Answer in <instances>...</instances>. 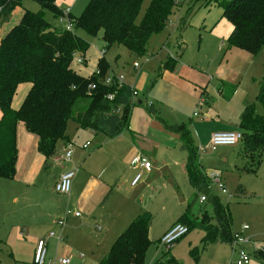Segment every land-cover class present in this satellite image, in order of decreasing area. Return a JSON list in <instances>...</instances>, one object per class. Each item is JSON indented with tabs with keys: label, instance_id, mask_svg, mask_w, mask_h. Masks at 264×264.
Returning a JSON list of instances; mask_svg holds the SVG:
<instances>
[{
	"label": "rangeland",
	"instance_id": "1",
	"mask_svg": "<svg viewBox=\"0 0 264 264\" xmlns=\"http://www.w3.org/2000/svg\"><path fill=\"white\" fill-rule=\"evenodd\" d=\"M83 1L76 2L72 8V16L80 15L82 9L80 12L77 9ZM150 1L142 0L135 23L140 22ZM188 2L189 0H175L169 22L162 31L150 36L146 52L141 57L121 45H112L105 50L101 30L95 34H88L80 28L73 29L72 26V29L89 44L85 54L91 57L98 53L103 54L110 65V75L113 73L115 76L123 75L125 80L130 81L134 78L140 93L136 98L142 100L139 105L136 102L133 106L135 109L144 108L149 114L145 106L153 103L160 108V116L168 124H184L189 130L192 122L200 120L210 122L208 125L217 123L219 126L220 124L233 126L231 123L238 122L246 101L254 104L256 112L263 113V106L253 100V97L264 75V44L256 54H249L237 48L229 49L226 40L232 31V25L223 16L222 8L217 4L199 7L188 17L185 28L181 31L176 30V23L184 16L190 5ZM19 7L32 12L40 10L39 4L34 0H22ZM42 12L52 27L61 29L67 22V19L60 21L58 17H53L48 10ZM85 54L81 56L76 53L74 61L77 62L78 59L84 61ZM169 57L177 59L175 69L183 67L180 73H195L201 78H206V82L209 80L204 101L198 100V97L194 100L189 96L185 91L189 90L186 85L188 83L184 82L182 77L168 76L162 79L168 70L162 69L161 65ZM134 62L139 64V67L134 68L137 72L133 70ZM95 69L96 67L91 72ZM218 72L227 73L229 78L223 80L220 85L222 95L210 86L215 82L214 75ZM157 116L156 112L153 119L160 123L162 133L156 135L155 140L166 139L167 135L174 137L175 133L165 129ZM90 132L88 128H81L74 119L67 121L65 135L72 142V146L78 147L73 146V149H76L74 153L88 154L93 148L98 147L89 137ZM87 140L91 146H88V149L79 148ZM62 149L58 148L56 156ZM178 149H181V145ZM178 149L173 151L162 147L157 150L153 145L151 152H146L149 157L145 156V159L150 164L149 171L155 169V186L144 187L139 181L140 176L138 180L140 183L132 193L136 197L139 194L135 198V206L143 208L142 210L147 209L150 213L148 237L151 243L146 250L143 264H154L158 257L168 255L178 264H235L236 253L229 244L214 243L202 249L200 240L204 232L197 226L190 227L169 250L160 243L164 229L179 220L182 214L179 212L183 211L184 202L192 199L195 193V188L187 178L184 177L183 180L177 177L175 169L170 166L171 160L174 157L178 158L177 153H183L184 157L186 155L184 151ZM199 149V161L204 174L210 170H218L221 173L226 193H222L215 186L210 190L212 194L218 196L220 203L229 212L231 231H238L242 225L246 226L243 235L249 239V243L244 244V248L249 252V264H260L253 256V251L264 249V182L260 177V171L264 174V166L260 168L261 170L258 167L254 173L243 171L241 167L247 164V160L243 158L239 144L212 147L208 143ZM51 163L50 168H53L56 161ZM3 188L4 185L0 184V264H32L36 239L44 237L51 231L55 233V238L62 236L65 239L64 243L66 242V247L70 251L66 254L71 255V264H101L110 242V239L100 240L99 233L105 231L104 225L101 223L81 225L80 229H78L80 225H72L73 220L70 219L72 215L66 214V211L74 210L65 209L66 196L53 190L52 177L38 183V189L32 194L31 203L26 202L24 194L19 192L22 200L17 207L11 205L7 198H2L5 197L7 190ZM196 207L195 204L192 211H196ZM207 210L211 213L210 208ZM58 219H64L62 226L55 225ZM97 226L100 227V231ZM50 243L48 246L50 253H47V257L54 254L62 255L58 254L55 242L50 240ZM194 252H197V256Z\"/></svg>",
	"mask_w": 264,
	"mask_h": 264
},
{
	"label": "trees",
	"instance_id": "2",
	"mask_svg": "<svg viewBox=\"0 0 264 264\" xmlns=\"http://www.w3.org/2000/svg\"><path fill=\"white\" fill-rule=\"evenodd\" d=\"M22 0H0V25L9 20L12 11L21 6ZM40 10L24 9L19 21L10 28L0 41V177L11 179L15 174L17 159L16 127L21 122L27 132L34 134L37 151L45 157V165L55 154L57 143L67 141L66 124L74 119L81 128L95 134L102 133L114 138L129 129L132 107L131 85L127 83H104L110 71L104 56L99 58L95 71L83 76L71 68L74 56H84L89 44L76 32L82 29L88 34L102 32L104 49L112 45L124 46L136 56L146 52L152 34L163 30L172 14L175 0H151L140 22L135 23L142 0H88L80 15L66 17L73 29L52 27L44 18L43 10L60 18L63 11L56 0H34ZM187 10L176 23V30L185 28L187 19L199 7L217 4L223 16L231 23L227 47L256 54L264 44V0H189ZM176 58H167L161 68L173 71ZM30 84L17 109L12 100L17 87ZM112 94V98L108 95ZM255 100L263 106V113L256 112L254 104H247L239 118V141L243 158L242 168L255 172L264 154V75L260 80ZM147 112L159 117V108L146 104ZM169 131L179 134L181 149L187 153L185 171L195 188L176 223L197 226L204 236L202 249L209 244H232L229 212L211 193L209 182L200 165L197 146L189 127L184 124H166ZM71 144V143H70ZM200 194L206 200L198 201ZM197 205L200 214L192 209ZM210 206L211 213L204 207ZM150 213L144 211L136 216L116 237L101 264H143L150 245L148 224ZM197 256V252H194ZM253 256L264 262V249L253 251ZM154 264H178L171 256L158 257Z\"/></svg>",
	"mask_w": 264,
	"mask_h": 264
},
{
	"label": "crops",
	"instance_id": "3",
	"mask_svg": "<svg viewBox=\"0 0 264 264\" xmlns=\"http://www.w3.org/2000/svg\"><path fill=\"white\" fill-rule=\"evenodd\" d=\"M77 1L78 0H56V5L63 12L66 11L67 14L72 15V8H74ZM86 1L88 2V0H84L80 4L81 6H79L77 9L78 12H80L81 9L83 10L84 6L86 5L84 3ZM23 11L24 9L21 7H16L12 11L9 20L0 25V41L10 30V28L19 21ZM100 54L98 53L95 57H91L86 53L84 61L80 64L73 60L71 63V68L83 76H88L92 73V69L97 66V62L102 56V53ZM182 68L183 67L181 66L173 71H166L164 73L165 77L162 76V79L167 78L168 76H173L176 78L182 77L183 81L188 83L186 85L189 87V90L186 89L185 91H187L189 96L194 100L196 97H198V100L204 101L205 94H207L206 90L209 86V80L206 82V78H201L195 73L182 74L180 73ZM133 70L135 71L136 69L133 68ZM172 73L174 75H172ZM109 74L110 73H108V75ZM112 75L115 74L113 73ZM214 76L216 77L215 82H213V84L210 86L213 89L215 88L216 92L220 94V85L222 84L223 80H229V78L227 77V73L221 72H218L217 75ZM132 80L130 81L127 79L125 82L129 85H132L134 89H136V97H138L139 90L135 85L134 80ZM29 88L30 84L28 83L20 84L17 87L11 104L12 108L17 109L19 107ZM255 95L253 100H255ZM139 100L140 103H138ZM135 101L137 102V105L141 104L142 102L140 98H135ZM249 103L252 102H244L242 111ZM207 111L205 112L209 113ZM242 111L239 114V118ZM160 113L161 111H159V117H157V119L161 120L163 126L165 127V123H168L162 119ZM148 115L149 114L146 113L144 108L135 109V107H132L129 118V129L127 131L122 132L120 135L114 138H108L102 133L95 134L89 129L91 131V136L89 135V137L95 143V146L98 145V147L95 149L93 148V150L91 152L89 151L88 154H82V152L76 154L74 153V150L76 149H73L70 161L60 160L58 163H54V160L52 159L56 158V152L58 151V148L62 149L67 143L72 144L68 137L67 141H59L57 143L56 152L46 164V167H44L45 157L37 151V137L34 134L27 132L24 125L19 122L16 127L17 159L15 163V174L11 179L0 177V184L4 185V188L7 189L6 194L4 195L5 197L2 198H7L11 205L17 207L21 204L20 201L22 198H20L21 196L19 194V192H21L24 194L25 201H29L31 203L32 194H34L35 190L38 189V183H40L41 180L44 181L45 178L52 177L54 190V183L58 175L65 170L76 168L77 171L72 179L71 191L69 194L65 195V209H73L74 211L80 213L77 217L70 216V219L73 220L72 225H80L78 229L81 228V225H94L98 223L104 225L105 231L103 233L100 232L99 234L100 240L110 239V242L106 248L107 253L113 241L127 227V225L136 216L143 213L144 211H148L147 209L142 210L143 208H138V206H135V198H137L139 194H137L138 196L136 197V195H132V193L135 190L136 185L141 182L144 187L155 186V169L147 172L142 168L133 167L131 165V160L139 155L143 156L144 158L145 156L146 158L149 157L146 152H151L153 145L157 150L165 147L173 149V151H176V149H178V147L181 145L179 134L175 132L174 137L167 135L166 139L160 138V140H155L154 137L156 135L159 136L162 133V129L159 125L160 123L158 124V121L155 118L153 119V116L150 117V115ZM216 115L218 116V113ZM1 116L2 114L0 111V118ZM239 118L237 123H231L233 126H223L221 124L219 126L217 123L216 125H208L210 122L207 123L203 122L202 120L198 122H192L190 124V131L194 138L197 149H199L201 146L203 147L204 144L207 146L210 136L214 132L239 131ZM140 127H143V129H140ZM86 142L89 141L87 140L82 143L79 148L88 149V146H91V143L89 142L87 147H83ZM73 146L74 148H78L75 147V145ZM178 150L183 152L182 149ZM177 154L178 158L174 157L170 162V166L175 169L174 172L175 175L177 174V177H181L183 180L184 177H186L188 180L187 173L185 171L187 153L185 157L183 156V153ZM262 158L263 160L259 166V169L263 168L264 166V156ZM51 161L55 164L53 168H50V165H52ZM241 169L245 171L242 167ZM44 173H46V175ZM138 173L141 174V179L139 180L140 182L138 181L135 185H132L131 181ZM260 177L264 182V174H262L261 171ZM189 201L190 198L184 202V209ZM204 208L207 210L210 208V206ZM183 211L179 213H183ZM193 212L195 214H200L198 210H194ZM55 225H57L56 222ZM172 225L169 224V226H167L164 231H166ZM97 229L99 230L100 227L97 226ZM45 237H47V235L39 238ZM60 238L61 239L50 237L46 239V256L48 253V246L51 245L50 240H53L55 242L54 246H56L58 254H62L60 256L64 255L71 257V255L66 254L70 253V251L69 248L66 247V242L64 243L65 239H63L62 236H60ZM36 240H38V238ZM106 253L103 255V258L105 257ZM54 255L47 258L56 257ZM71 262L72 259L70 260L69 264H71Z\"/></svg>",
	"mask_w": 264,
	"mask_h": 264
},
{
	"label": "built area",
	"instance_id": "4",
	"mask_svg": "<svg viewBox=\"0 0 264 264\" xmlns=\"http://www.w3.org/2000/svg\"><path fill=\"white\" fill-rule=\"evenodd\" d=\"M67 12H63V16L60 17V20H63L64 18L67 19V22L64 23L63 28L67 31L72 30L73 24L71 21L66 17ZM78 63H82L83 61L78 59ZM139 67V64L134 62L133 68ZM114 81H116L117 84H123L125 82V78L123 75H107L104 78V83L111 84ZM132 89V102L135 101V98L137 96V91L134 89V87L131 85ZM112 94L108 95V98H112ZM242 138V134L240 131H217L211 134L209 143L212 147L215 146H232L239 143V141ZM89 145V142H86L83 147H87ZM200 150V149H199ZM73 153V146L70 143H67L63 149L61 150L60 154L56 156L54 161H70ZM131 165L133 167L142 168L145 171H149L150 164L149 162L143 157V156H136L131 160ZM76 168H71L68 170H65L61 172L55 183H54V190L59 194H69L71 190L72 185V179L76 173ZM141 174L138 173L134 176V178L131 181L132 185H135L138 180L140 179ZM208 182H209V188L211 189L212 186H215L218 190H220L222 193H226V187L222 181L221 173L218 170H210L205 174ZM206 200L204 194H200L198 197V201L200 203L204 202ZM66 214H71L72 216H79V212L74 211L71 212L70 210L66 211ZM57 225L62 226L64 224V219H58L56 221ZM246 229L245 225H242L238 231H233L232 233V244L233 250L236 253V261L235 264H249V256L248 251L245 250L244 244L249 243V239L246 238L243 235V231ZM188 232V228L186 225L181 223H175L170 228H168L163 235L160 238V243L163 247L166 249H170L174 242H176L179 238L184 236ZM50 237H55L54 232H49L47 234V237L45 238H39L35 244L34 252H33V260L32 264H69L70 263V257L67 256H56L53 258H47L46 252V239ZM57 239H61L60 237H57ZM261 264H264V262H261Z\"/></svg>",
	"mask_w": 264,
	"mask_h": 264
},
{
	"label": "water",
	"instance_id": "5",
	"mask_svg": "<svg viewBox=\"0 0 264 264\" xmlns=\"http://www.w3.org/2000/svg\"><path fill=\"white\" fill-rule=\"evenodd\" d=\"M138 103H140V100L138 101Z\"/></svg>",
	"mask_w": 264,
	"mask_h": 264
}]
</instances>
